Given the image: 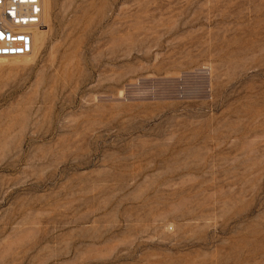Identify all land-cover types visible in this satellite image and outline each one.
<instances>
[{
    "label": "rangeland",
    "instance_id": "rangeland-1",
    "mask_svg": "<svg viewBox=\"0 0 264 264\" xmlns=\"http://www.w3.org/2000/svg\"><path fill=\"white\" fill-rule=\"evenodd\" d=\"M0 58V264H264V0H42Z\"/></svg>",
    "mask_w": 264,
    "mask_h": 264
},
{
    "label": "built area",
    "instance_id": "built-area-1",
    "mask_svg": "<svg viewBox=\"0 0 264 264\" xmlns=\"http://www.w3.org/2000/svg\"><path fill=\"white\" fill-rule=\"evenodd\" d=\"M42 16L41 0H0V57L31 54Z\"/></svg>",
    "mask_w": 264,
    "mask_h": 264
},
{
    "label": "bare ground",
    "instance_id": "bare-ground-1",
    "mask_svg": "<svg viewBox=\"0 0 264 264\" xmlns=\"http://www.w3.org/2000/svg\"><path fill=\"white\" fill-rule=\"evenodd\" d=\"M41 7H42V0H41ZM42 18H43V16H42ZM42 26H43V23H42ZM43 27H45V26H43ZM42 30H43V28L41 30H36V31L33 32V43L35 42V40L37 38V34L39 32H42ZM11 57H27V56H11ZM11 57H0V58H11Z\"/></svg>",
    "mask_w": 264,
    "mask_h": 264
}]
</instances>
